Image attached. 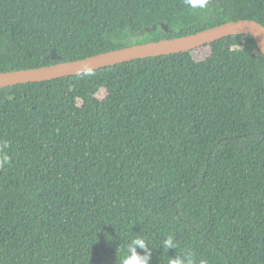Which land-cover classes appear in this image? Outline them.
Returning <instances> with one entry per match:
<instances>
[{
  "label": "trees",
  "instance_id": "obj_1",
  "mask_svg": "<svg viewBox=\"0 0 264 264\" xmlns=\"http://www.w3.org/2000/svg\"><path fill=\"white\" fill-rule=\"evenodd\" d=\"M244 18L264 25V0H0V72ZM5 154L0 264H119L138 236L150 264L185 250L196 264H264V53L252 35L0 87Z\"/></svg>",
  "mask_w": 264,
  "mask_h": 264
},
{
  "label": "water",
  "instance_id": "obj_2",
  "mask_svg": "<svg viewBox=\"0 0 264 264\" xmlns=\"http://www.w3.org/2000/svg\"><path fill=\"white\" fill-rule=\"evenodd\" d=\"M237 34L252 35L259 49L264 53V25L257 20L244 18L225 22L193 34L176 38L134 44L89 57L48 66L0 72V87L51 80L85 73L139 58L190 51L205 44H210Z\"/></svg>",
  "mask_w": 264,
  "mask_h": 264
},
{
  "label": "clouds",
  "instance_id": "obj_3",
  "mask_svg": "<svg viewBox=\"0 0 264 264\" xmlns=\"http://www.w3.org/2000/svg\"><path fill=\"white\" fill-rule=\"evenodd\" d=\"M185 5L190 9H206L209 5V0H184ZM4 147H7L5 142ZM8 156L3 155L0 159V166L7 164ZM167 252L171 248H177V241L173 234H169L161 241V246ZM138 249H144L141 253ZM152 258V249L149 247V242L143 237L132 238L125 246L123 253L118 257L119 264H150ZM164 264H196V253L192 250H185L179 253L178 256H168ZM199 264H208L204 258L199 260Z\"/></svg>",
  "mask_w": 264,
  "mask_h": 264
}]
</instances>
